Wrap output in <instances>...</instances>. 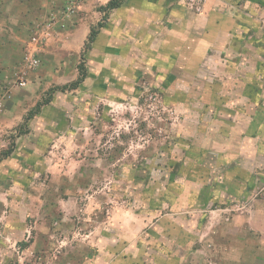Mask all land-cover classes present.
I'll return each mask as SVG.
<instances>
[{"label": "rangeland", "instance_id": "1", "mask_svg": "<svg viewBox=\"0 0 264 264\" xmlns=\"http://www.w3.org/2000/svg\"><path fill=\"white\" fill-rule=\"evenodd\" d=\"M42 1L0 73V264H264V0H133L151 47L107 34L99 79L70 32L116 8Z\"/></svg>", "mask_w": 264, "mask_h": 264}, {"label": "crops", "instance_id": "2", "mask_svg": "<svg viewBox=\"0 0 264 264\" xmlns=\"http://www.w3.org/2000/svg\"><path fill=\"white\" fill-rule=\"evenodd\" d=\"M50 1L52 2L53 0H43L42 4L39 5L40 9L44 11L41 7H46L50 4ZM28 2H30V0H0V73L7 67V65L4 66V63L11 61L10 55L15 58L16 55L21 56V54L18 53L23 52L21 49L20 52H18V48L25 44L24 32L28 26L29 19L33 16L32 10H29L30 6ZM113 12L112 17L115 24L106 23L103 28L100 27L93 39V43L89 49L90 51L88 49L85 51L92 59L91 62H95L92 65L93 68L89 70V77L96 79H99L98 77L106 78V76L101 75L99 71L101 69L104 70L107 66L110 67L113 57V45H115V41L112 42L107 34L115 32L113 36L116 37H132L130 40L136 41L135 48L138 52H146L151 47L149 23L151 19L155 17V12L152 7L148 4L143 6V4L136 3L132 0L129 1L128 4L123 3L116 7ZM119 23L121 28L119 27L118 29L116 24L119 25ZM90 25V22L87 21L86 18L79 19L76 27L70 32V36L78 38V32L82 30L81 41L87 40L91 28ZM105 27L109 29L105 30ZM138 39H141V41L138 42ZM126 40L124 43L118 41L117 47H119V52L121 54L117 57H120V61L127 60L126 58L134 46V42ZM205 45L202 47L200 45L196 55L192 57L193 63L197 62L196 60L203 52ZM166 51L168 53V47L163 50V52ZM262 202L263 200L257 212L261 215L260 221L264 222V202ZM259 233H264V228L260 229Z\"/></svg>", "mask_w": 264, "mask_h": 264}, {"label": "trees", "instance_id": "3", "mask_svg": "<svg viewBox=\"0 0 264 264\" xmlns=\"http://www.w3.org/2000/svg\"><path fill=\"white\" fill-rule=\"evenodd\" d=\"M124 0H108L106 5L104 6L105 10H111L114 9L118 6H120V4L123 2ZM103 8V9H104ZM103 26V21L97 23L95 26H92L90 28V31L88 33L87 36V43H91L95 37V35L97 34L98 30L100 29V27ZM88 45V44H87ZM80 68V75L79 77L72 83L73 86H77L85 77V72L82 66L79 67ZM12 145H13V140H12ZM9 146L7 149L2 150L1 155H0V159L6 157L9 155V153L12 151V147L13 146Z\"/></svg>", "mask_w": 264, "mask_h": 264}, {"label": "built area", "instance_id": "4", "mask_svg": "<svg viewBox=\"0 0 264 264\" xmlns=\"http://www.w3.org/2000/svg\"><path fill=\"white\" fill-rule=\"evenodd\" d=\"M67 10L68 11H73V8L71 7V6H69L68 8H67ZM29 59V58H28ZM29 62H30V64H35L36 63V60L35 59H32V60H29ZM22 84H23V82H22Z\"/></svg>", "mask_w": 264, "mask_h": 264}]
</instances>
